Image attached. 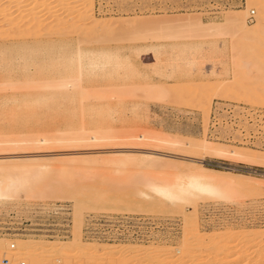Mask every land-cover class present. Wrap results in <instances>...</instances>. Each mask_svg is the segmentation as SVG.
Listing matches in <instances>:
<instances>
[{
    "label": "rangeland",
    "instance_id": "obj_1",
    "mask_svg": "<svg viewBox=\"0 0 264 264\" xmlns=\"http://www.w3.org/2000/svg\"><path fill=\"white\" fill-rule=\"evenodd\" d=\"M15 1L3 0L1 4ZM23 1L30 4L35 0H20ZM92 1V8L84 0L86 10L74 14L86 19L85 31L80 36L71 29L72 34L64 37L51 34L34 38L31 35L38 23L28 25L29 21L23 20L20 27L10 29L4 22L6 15L0 14V30L5 34L0 31V158L18 156L14 165L0 169L30 171L27 188L0 198V242L27 240L34 248L51 245L64 246L66 250L79 246L80 241L95 248H129L136 251L132 256L138 255L142 264H152L157 254L164 255V261L171 264L172 257L180 256L179 252L188 248L194 249L191 250L194 264L203 259L209 264L210 248L217 245L221 248L219 263L222 260L225 264L235 250L252 251L237 256L236 264L258 260L259 255H264V94L256 91L264 89V59L259 54L263 55L264 45L258 52L253 49L249 53L236 42L240 38L234 36L231 28L223 26L224 29L221 27V31L211 35L203 30L209 24L221 26L227 14L246 10L248 0ZM91 9L93 19H89ZM251 10L255 12L252 21L248 18ZM53 11L56 17L65 10L53 8ZM34 13H41L40 27L54 24L55 17L43 8ZM258 14L256 7L248 8L245 19L249 27L257 25ZM187 19L195 27L183 26ZM33 38L42 45L36 41L35 50L34 46L29 47L35 44ZM25 42L30 44L31 52L19 48ZM78 42L90 57H114L110 58L111 65L97 71L88 65L91 70L85 71L81 89L55 96L54 100L48 98L51 102L38 106L34 99L40 101L41 96H47L45 93L55 94L51 89L45 90L42 81L49 78L53 82V77L59 80L68 76L62 68L64 62H55L56 55L72 53ZM53 46L65 51L54 56ZM37 47L42 48L40 52L52 55L50 60ZM45 48L49 50L46 52ZM38 63L45 68L54 64L51 79L39 77L42 73L35 71L40 72ZM6 66L10 69L14 66V73ZM6 72L13 75H10L13 80L10 77L8 80ZM25 72L35 73L32 76L41 78L42 85L32 77L31 82L35 81L38 87L32 83L30 88L31 75L25 76ZM25 77L29 80H24ZM238 92L247 96H238ZM27 100H34L35 105L26 104ZM28 105L33 107L27 109ZM159 137L170 140V144L159 142ZM40 138L54 141L37 146L33 140ZM80 138L88 142L75 144ZM67 139L76 141L68 143ZM62 140L66 143L62 144ZM203 141L216 149L248 154L250 158L253 156L252 160L232 156L231 151L217 157L199 148L196 153H185L182 148L184 143L200 145ZM13 145L20 148L12 150ZM84 152L86 160L80 156ZM62 153L81 154L74 156V161H63L58 158ZM163 154L172 158L156 162L159 157L156 155ZM199 168L214 170L216 173L212 174L218 179L235 180V184H241V192L223 201L197 199L185 205H172L139 194L145 190L147 180L166 181L178 172ZM33 171L38 173L32 176ZM122 216L145 219L140 230L146 235L99 237L102 230L106 234L132 231L126 225L117 229V224L113 226L108 221ZM54 254L47 256L53 259L49 261L52 264L60 258L64 259V262L60 259V264L73 262ZM145 254L153 255L150 262L143 260ZM99 260L89 261H105Z\"/></svg>",
    "mask_w": 264,
    "mask_h": 264
},
{
    "label": "bare ground",
    "instance_id": "obj_2",
    "mask_svg": "<svg viewBox=\"0 0 264 264\" xmlns=\"http://www.w3.org/2000/svg\"><path fill=\"white\" fill-rule=\"evenodd\" d=\"M2 1L3 0H0V14L4 15V16L6 15V18L4 17L5 18L4 22L6 23V27L7 26L10 27V29H11V27H12V29H13V27H18L23 22V20H24V22H25V20L29 21L28 25H31V24L33 25L34 24L33 22H36L35 24L38 23L37 27H39V28L36 27V31H35V29L33 30V34L31 36L34 37V38H36V37L39 38L40 35H42V36L44 35L43 37H45V35H46V37H47L48 35L50 36L51 34L52 35L53 34H55V35L59 34V35H61V37H64V35L67 36V34H69L72 30H74V32L76 33L77 36H80L81 33L85 31L84 27H86V26H84L85 25L84 21L86 19L83 16H80L79 14H77L79 16L76 17V15H75V17H74L75 13L81 12V11H83L86 8L87 3L85 4L84 0L80 1V2H74V3L71 0H70L71 2L69 0H55V1L54 0L53 1L52 0H38V1L35 0V1L31 2L30 4L26 3L24 1L20 2V0H16V1L14 0L15 2L9 3V4L5 5V6L1 4ZM87 2H88V6L92 8L93 7V4H92L93 1L92 0H87ZM247 5H248V7H247L246 10H240V11L233 12L232 14L225 15L223 24H221V26L220 25L216 26L217 24H211V25L209 24L210 26L208 25L207 29L204 28L203 30H205V31L207 30L208 33L210 31L209 34L211 35V32L215 31L214 33H216V32L218 33L217 30H219V29L221 31V27L223 28V26L227 27V28H231L233 30V32L235 31L234 36L238 35L240 39L237 40V39H235L234 36H232V38H234L236 40V42L239 41L238 44L240 46H243L244 50H249V53H250L251 52L250 50L253 51V49H254V51L258 52L260 50L261 45L262 46L264 45L263 44V40H264V0H248V4ZM251 6L256 7L259 10V14H258L259 16H258L257 25H255L253 27H249L246 24V19H245L246 18V14L248 12V8L251 7ZM41 8H43L47 13H49V15L51 14L52 17H55V16H53L54 13H55L53 11V8L54 9L55 8H59V9L65 10V11H64L63 14L57 15L58 17L56 16L54 18L55 21H54V24L52 26H48L47 28H44V27L42 28V27L39 26V22H38V20L40 19L39 15L42 12L40 14L34 13L35 11H37L38 9H41ZM72 9L74 10L73 13H72ZM91 12H92V9L88 10V14L89 13L91 14V15H89V19H93V16H94ZM254 15H255V12L253 13V17H254ZM253 17H252V19H253ZM189 23H191V21L187 19V22L184 21L182 25L183 26H184V24L185 25L188 24V26L192 25V24L189 25ZM100 26H97V27H100ZM188 26H186V27H188ZM193 26L194 25H192L190 27H193ZM0 27H1V25H0ZM28 29H29V27H28ZM22 31H20V32H22ZM26 31H27V29H26ZM1 32L0 33L3 34V31H1ZM10 34H11V32H10ZM71 34H72V32H71ZM201 34H202V32H201ZM3 35H5V34H3ZM8 35H9V33H8ZM238 36H236V38H238ZM34 38L32 40L35 41V44L31 43V44H34V45L29 46L30 48L34 46L32 50H35L34 48H35V46H37L36 45V41H39V40H35ZM233 42H232V44H233ZM236 42H234V44ZM37 44L41 45V42L40 43L37 42ZM61 44L64 45V42L61 43ZM238 44H236V45L239 46ZM28 45H30V44H26V42H25L24 44H22V46H24V47H21V44H20L19 48H21V49L24 48V50H25V48L29 49ZM63 45L61 47L66 46V45H64V46ZM61 47H58V49H57L56 47L54 48V46H53L52 48H54V49L52 51L50 50L51 54L53 53V55H54V53H55V55H56V53L58 54L60 52H64L65 49L63 51V48L61 49ZM37 48H36V51H37ZM40 48L41 47H39L38 50ZM46 49L47 48H45V51L47 52L49 49L48 50H46ZM27 51H30V49L27 50ZM42 51L40 52V50H39L40 53H43L45 55L48 53V52L44 53V51L43 52ZM25 52H26V50H25ZM37 53H38V51H37ZM43 54H40V55H43ZM64 54H65L64 56H60V57H59V54H58V55H56V57H58V58L54 59L55 62H60V61L64 62V65L62 66V68H64L65 74L66 73L68 74V76L65 77L64 79L60 78L59 80H56V78L53 77V75H52L53 73L51 72V70H52L51 68H52V66L54 64L53 65L50 64L51 67L45 65V66H47L45 68V67H41V64L39 66V63H40L39 62L38 64H36L37 65L36 67L38 68V70H40V72H37V70H35L36 69L35 67L33 69V70L36 71L37 74L38 73H42L41 76H40V74H38L39 77H42V76L44 77V75L45 76H49L50 79L53 77L52 78L53 82H52V80H49L48 77H47L48 80L46 78H45L46 80L43 79L45 81H42L41 78L38 80L39 77L36 78L37 75L35 77H33L35 73L33 74V72H32V75H33L32 76L30 73L28 74L27 72H25V74H24L25 76L29 77L31 75V77H29L30 79L32 77L34 79L36 78L37 79L36 82L38 81L37 82L38 85H40V82L42 81L43 85L45 86V88H44L45 90H48V92H49V90L51 89L56 94V95L53 94V92H51V91H50L51 94L50 93L49 94L45 93V95H47V96H41V94H40V96L42 97V98H40V101L38 99H34L37 102L32 100L33 102H35V104H37V105L39 104L40 105V103H41V105H42L44 102H47L49 99L52 100L53 97H55V96L56 97H58V95L65 96V95H68L69 92H71L73 89H76V88L81 89L82 80H83L84 74L86 73L85 71H88L87 70L88 65H89V67H91V69H94V71L95 70L97 71V69L98 70L99 69L104 70L109 65H111L110 64L111 63L110 58H112V57H104L105 55L103 56L104 57L103 59H100L99 58L100 56H97V55L96 56L94 55V57L92 55V57H90L91 55L89 56V52H87L85 49H83L79 42H78V46H77L75 51H73L70 54H66L64 52ZM259 54H261V59H264V53H263V55H262V53H259ZM47 55H46L47 58L50 60L49 56H52V55H49V54H47ZM11 60H13V59H11ZM37 61L35 60L34 62L37 63ZM11 62H14V61H11ZM116 62H118V61H116ZM9 63L10 62H8V64ZM53 63H54V61H53ZM13 65L16 66L15 64H13ZM26 65H24V66L26 67ZM43 65L44 64H42V66ZM7 66H12V65L10 64V65H7ZM33 66H35V65H33ZM25 67H23V68H25ZM7 68L10 69L9 67H7ZM15 69H17V66H16ZM27 69L28 68H26V71H27ZM91 69H89V70H91ZM117 69H118V67H117ZM29 70H30V68H29ZM6 71H7V69H6ZM12 71H13V69H12ZM14 71H13V73H14ZM8 73L6 72V74H8ZM15 74L17 75V72H15ZM58 74H59V72H58ZM62 74H63V72H62ZM10 75H12V74H10ZM10 75L7 76V78L10 77ZM3 76L6 78L5 75H3ZM12 76L10 77L11 80H13ZM10 78H8V80ZM14 79L16 80V78H14ZM8 80H6V81H8ZM15 80H14V83H15ZM24 80L27 81L29 79H27V77H25ZM31 81H32V79L30 81H28L30 83V85L32 83L36 84L35 81H33V82H31ZM42 82H41V85H42ZM38 85L36 87H38ZM29 86H27V87H29ZM44 86H39V88L41 87L43 89ZM262 86L264 88V83H263ZM34 87H35V85H34ZM30 88H33L32 85L30 86ZM256 92H259L258 94L261 93V95H262V93L264 94V89H261V90L258 89V91H256ZM42 95H44V94L42 93ZM236 95L241 96V97L242 96L243 97L247 96V94L244 93V92H238V93H236ZM156 96H158V95H156ZM162 99H163V97H162ZM51 100H49V101L51 102ZM32 101L30 102V100L29 101L27 100L26 104H28V102L30 104V103H32ZM49 101L47 102V104L49 103ZM35 104H33V105H35ZM31 106L32 105H28L27 109L30 108ZM41 139L42 138L38 139L40 141H38V140H36V141L33 140V141H34V143L37 144V146L38 145L40 146V143H44V144L47 145L48 143H50V142L52 143L54 141V140L51 141L52 139L49 140V139H46V138L45 139L43 138V140H41ZM80 139H79V141L77 140V142L75 144L79 143V145H80V144H85L86 142H88L87 140H84L82 138H80ZM68 140L69 139H67V141ZM157 140L159 142L165 143V144H170V142H171L170 140L161 139V138L157 139ZM69 141L74 144V142L76 140L75 141L74 140H69ZM69 141H68V143H69ZM82 142H85V143H82ZM99 142H100V140L97 143H99ZM56 143H58V142H56ZM56 143H54V144L57 145ZM61 143L62 144L66 143V140H62ZM21 144H23V143H21ZM21 144H20V146H22ZM26 144H27V141H26ZM26 144H24V145L26 146ZM58 144L60 145V143H58ZM171 144H173V145L175 144L176 145V143H173V142ZM201 144L197 145V144L192 143V142L191 143L187 142V143H184L183 146L181 144V146H182V148H184L185 153L186 152H188V153L195 152L196 153L197 148H199V149L205 150V152L206 151L207 152H211L213 155H215L217 157H218V155L223 157L222 154H224L227 151H231V150H227L226 148H223V150H222L221 149L222 147H218L220 149H216L211 144H210L211 146H209V143L207 144L206 141H203V143L201 142ZM41 145H43V144H41ZM17 146H19V145H17ZM17 146L13 145V147H11V149L15 150L16 148H18ZM20 146H19V148H20ZM68 146H69V144H68ZM27 147H29L28 144H27ZM31 147L33 148L34 146L31 145ZM119 152L120 153H118V154H121V151H119ZM88 153L90 154V152H88ZM229 153L232 156H234L233 154H235V155H237L239 157H244L246 159L250 158V155L244 154V153L243 154L242 153H238L236 151H234V152L231 151ZM78 154L79 153H62V154L58 155L59 156L58 158L63 160V161H74L76 159L73 158V157L77 156ZM225 154H227V153H225ZM225 154H224V156H226ZM80 156H83L82 160H86L87 157H88L86 152H84ZM156 156H159L158 158L155 159L156 162H163L164 159L172 158V156L164 155V154L163 155H156ZM17 157L18 156H4V157H1L0 158V168L1 167L7 168V167H9L11 165H14L15 161H16L15 159ZM252 157L253 156H251V158ZM255 158L256 157H254V159ZM184 160H187V162H191V163H200V164L202 163L201 160L200 161H196V160H192V159H189V158L188 159L185 158ZM257 161L260 162V160H258V159H257ZM29 162H31V160H29ZM207 171H209L208 174H207ZM19 172H20L19 168L6 169V170L0 169V198L9 197V196H11V194L17 193V192L27 188V181H28V179L30 177V171L21 172V173H19ZM36 173H38V171H33L31 174H32V176H34ZM212 173H216V172L214 170H207V169L199 168V169H195V170H188L187 172H178L177 174H174V176L171 179L166 180V181H161L160 182V181H154L152 179L151 180H147L144 183L145 190L144 191L141 190V192L139 194H140V196H143L145 198H155V199H158L160 201H163L165 203L172 204V205H176V204L185 205V204H188V203H190V202H192L194 200H197V199H207V200H214V201H216V200H218V201L220 200L221 201L222 200L223 201V200H227V199L231 198L232 196L238 195L241 192V190L239 189L241 184L237 185L238 182H237V184H235L234 183L235 180L234 181H230V180L227 181L226 179H220V178L218 179V177L216 175H213ZM233 183L235 185H233ZM243 239L244 238H242V240ZM8 240L15 241V239L14 240L8 239ZM243 242H244V240H243ZM256 242L257 241L255 240V243ZM12 243H14V247H15L14 250L9 252V253H5V251L8 250L10 243L6 242V241L5 242H0V264H2L3 256H6V255L7 256L13 255L15 258H20V259L26 261L28 264H52V262H53L52 260L53 259L52 260L50 259L52 262H49L50 260L47 258V256L52 254V253L53 254L55 253L56 256H57V254H58V256L62 255L67 260L69 259L70 261H73V262H67V263H62V264H96V263H98V264H140L141 263L142 264L143 263L142 261H140V259H137V256H138L137 254L138 253L136 254L137 256H132V254L135 255L136 251H134L132 249H129V248H116V247L95 248V247H90L89 245L84 244L85 242L83 243V241H80L79 242V246H76V247L72 248L71 250H66L64 248V246L61 247V248L60 247L58 248V247L54 246L56 249L53 247L55 251L53 252V250H52V253H51V249H53L51 247V245L50 246L49 245H45V247H44V245H42V247H44V248H42L39 245L41 248L39 246H38L39 248H37V246H36V248H34L33 245L30 243V241H27V240H23V241H19V242L15 241V242H12ZM46 246H48L49 248L51 247V249H49V250H48V248L46 249ZM32 247L34 249H32ZM188 249H184L181 252H179L180 256L177 255V254L175 255L176 257H172L171 256L172 257V259H170L172 261L171 264H188V262L191 261V259H192V261L190 262V264H191L194 261L193 258H192V251L191 250H194V249H189V250ZM220 249L217 248V245H213L210 248V251L207 249V251H209L210 256H211V258L208 260L209 264H223V263H221L222 260H220V263H219V261H217V259H219L218 256H220V253H218L219 252L218 250H220ZM235 249H237V248H235ZM55 254L53 255L54 257H55ZM147 254H145V256L142 255L145 258V259H143V257H142V259L144 261L150 262L149 260L153 259L154 262L151 261L152 264H161V263L162 264H167L164 261V259H165L164 255H162V254L158 255L157 254L156 257H155V255L154 256L152 255L154 257V258H152V256L150 257L149 255L146 257ZM243 254L249 255V254H252V251H251V249H248L246 251L245 250L244 251H239L238 250L237 252L235 250L233 256L230 257L229 260L225 262V264H236V262H235L236 259H237L236 257L239 256V255H243ZM129 255H130V257H129ZM50 256H52V255H50ZM262 256L264 257L263 254H262ZM262 256L260 257V255H259V257L257 258L258 260H254L253 262L251 261V263L248 262L247 264H264V260H263ZM138 258H139V256H138ZM60 259H59V262H60ZM99 259L101 261H102V259L105 260V261L104 262L102 261V263L98 262V261L95 262V263H91L89 261V260H95L96 261V260H99ZM61 260H62L61 262H64V259H61ZM203 260L202 261L199 260V262L197 264H205V260L206 259L204 260V262H203ZM211 261H212V263H211ZM59 262L56 263V264H60ZM92 262H94V261H92ZM149 264H151V263H149ZM193 264H194V262H193ZM245 264H246V262H245Z\"/></svg>",
    "mask_w": 264,
    "mask_h": 264
},
{
    "label": "built area",
    "instance_id": "obj_3",
    "mask_svg": "<svg viewBox=\"0 0 264 264\" xmlns=\"http://www.w3.org/2000/svg\"><path fill=\"white\" fill-rule=\"evenodd\" d=\"M253 13L254 11L251 10L250 11V15L248 16L249 20H252L253 17ZM145 219L141 220V219H134L132 217H128V216H122L120 218L115 217V218H110L108 221L110 223H112L113 226H116L117 224V229L118 226L120 225L121 227L123 226H130L132 227V231L129 230H119V231H113L111 233L106 234V232L100 231V236L99 237H104V236H110V237H114V238H122L123 236H129V237H144L146 235L145 232H143L142 230H140V228L143 226V222ZM147 220V219H146ZM148 222L149 225H155L153 221H146ZM140 224V225H139ZM108 237V238H110ZM14 243H10L9 248L7 251H5V253H9L11 251L14 250ZM2 264H28L26 261L20 259V258H15L13 255H9V256H3L2 258Z\"/></svg>",
    "mask_w": 264,
    "mask_h": 264
}]
</instances>
